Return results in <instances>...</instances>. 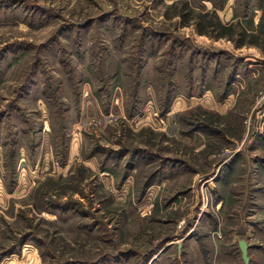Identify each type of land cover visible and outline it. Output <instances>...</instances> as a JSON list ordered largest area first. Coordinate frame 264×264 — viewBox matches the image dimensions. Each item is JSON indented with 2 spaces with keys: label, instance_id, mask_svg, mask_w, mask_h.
Here are the masks:
<instances>
[{
  "label": "rangeland",
  "instance_id": "obj_1",
  "mask_svg": "<svg viewBox=\"0 0 264 264\" xmlns=\"http://www.w3.org/2000/svg\"><path fill=\"white\" fill-rule=\"evenodd\" d=\"M264 264V0H0V264Z\"/></svg>",
  "mask_w": 264,
  "mask_h": 264
},
{
  "label": "water",
  "instance_id": "obj_2",
  "mask_svg": "<svg viewBox=\"0 0 264 264\" xmlns=\"http://www.w3.org/2000/svg\"><path fill=\"white\" fill-rule=\"evenodd\" d=\"M239 246L242 252V258L244 260V264H249V255H248V247L249 244L246 239L239 240Z\"/></svg>",
  "mask_w": 264,
  "mask_h": 264
}]
</instances>
